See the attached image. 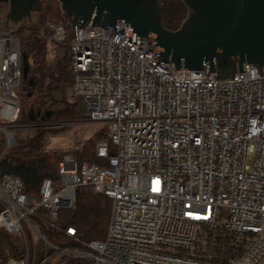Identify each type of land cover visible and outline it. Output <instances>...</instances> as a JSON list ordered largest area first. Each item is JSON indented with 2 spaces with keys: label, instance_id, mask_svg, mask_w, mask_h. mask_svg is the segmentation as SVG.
<instances>
[{
  "label": "built area",
  "instance_id": "2783aa9c",
  "mask_svg": "<svg viewBox=\"0 0 264 264\" xmlns=\"http://www.w3.org/2000/svg\"><path fill=\"white\" fill-rule=\"evenodd\" d=\"M68 24L69 36L49 22L40 35L68 46V99L104 123L95 155L105 163L63 154L33 187L0 173V264H264V62L261 74L244 61L233 78H216L153 61L156 40L137 48L126 21L123 33ZM12 33L0 19L3 151L23 125ZM79 187L111 200L101 239L61 216Z\"/></svg>",
  "mask_w": 264,
  "mask_h": 264
},
{
  "label": "water",
  "instance_id": "95a60500",
  "mask_svg": "<svg viewBox=\"0 0 264 264\" xmlns=\"http://www.w3.org/2000/svg\"><path fill=\"white\" fill-rule=\"evenodd\" d=\"M65 20L74 26L98 24L123 33L129 23L128 37L137 48L142 38L156 40L153 61H173L175 69L214 71L216 78H233L236 69L244 71V61L255 65L261 74L264 62V0H180L186 7L185 17L176 29L162 25L160 0H57ZM8 11L5 21L17 23L41 9V0H0ZM29 64L21 52L22 79L28 78ZM28 82L33 84L32 78ZM56 102L62 101L60 90H51ZM82 117H85L80 106ZM52 110L42 115L30 107L27 118H49ZM0 173L18 175L25 184L36 185L52 173L22 160L0 158ZM7 236V235H6Z\"/></svg>",
  "mask_w": 264,
  "mask_h": 264
},
{
  "label": "trees",
  "instance_id": "16d2710c",
  "mask_svg": "<svg viewBox=\"0 0 264 264\" xmlns=\"http://www.w3.org/2000/svg\"><path fill=\"white\" fill-rule=\"evenodd\" d=\"M56 3V0H41L40 13L44 15V19H46L45 17L53 18L54 15L57 16L59 9L58 6H55ZM160 3L162 25L168 29H176L185 17V5L180 0H160ZM12 34L19 39L20 50L25 53L29 64L28 77L32 78L33 81V84H30L26 80L21 81V83L26 85V92L22 93L21 97L23 102L27 103L29 101L30 107L39 110L41 115L50 106H58L55 115V119L57 120H76L82 117L78 102L66 99L56 102L51 94L52 89L60 90V88L62 89L67 86L70 88V56L68 46L66 44H55L59 47L55 52V59L48 60L49 42L40 35V27L22 25L13 31ZM21 118H25L22 121H28L25 105L20 108L18 121ZM39 119L37 118L36 120ZM46 119L48 118L44 120ZM46 133L48 134L46 130L35 132L20 144L16 145L15 143L16 146L14 145L12 148L14 151H12L11 156L22 160L24 163H29L43 156L58 160L63 154H70L78 163L83 161L88 163H105L95 155V143L107 139L105 129L85 140L80 148H75L73 152L61 151L58 156L55 154V151L51 154L45 150ZM110 205L111 200L107 196L93 193L90 187H79L76 190L74 206L70 209L62 210L61 214L65 223L74 225L85 238L101 239L105 234ZM93 231H96L97 234L102 232V237L88 238L87 236L91 235ZM71 264L87 263L76 262Z\"/></svg>",
  "mask_w": 264,
  "mask_h": 264
},
{
  "label": "rangeland",
  "instance_id": "374dc122",
  "mask_svg": "<svg viewBox=\"0 0 264 264\" xmlns=\"http://www.w3.org/2000/svg\"><path fill=\"white\" fill-rule=\"evenodd\" d=\"M56 2L57 3L55 6H58V9H59V13L57 14V16L54 15L53 18L45 17L46 19H44V15L41 14L40 11L32 12L29 18H24L17 23H14L8 20V27H11L13 31H15L22 25H27L31 27L37 26L41 28V26L46 22L64 23L66 24L67 36H69L71 34L70 25L68 24V20H65L63 17V12L60 10V7H59V2L57 0ZM7 11H8L7 4L0 3V19L1 20L5 21ZM55 44H59V43L49 42L48 53H47L48 60L55 59V52L59 48ZM60 45H63V44H60ZM28 78L26 79V81H28ZM52 90L57 91L59 89H52ZM60 90L62 93V101L65 99L69 100L68 99L69 87L67 86L62 89L60 88ZM17 92L20 97V100H22L21 98L22 93L26 92V85L24 83H21L20 88L17 89ZM21 102H20L21 108L22 106L24 107L25 105L26 110L28 111V109L30 108L29 101H27V103H24L22 100ZM57 109H58V106L56 105L50 106L48 110H52V114L46 120L39 119V120H34L32 123H30L31 121L29 119L28 121H22L25 118H21L18 121V123L23 124V125H20V127H18L17 130L15 131L16 145L26 140L28 136H32L35 132L46 130L48 131V134L46 133V140L44 144L45 150L51 154L53 151H55V154L58 156L59 152L61 151L73 152L75 148H80V146L82 145L83 142H85V140L91 138L97 132L104 131V129L106 130V127L103 122L89 121L85 117H80L79 119H76V120H66V121L57 120L55 119ZM13 147L14 145L11 148H9L7 151H3L4 142H3V137L0 132V156L1 157L3 155L11 156L12 151H14L12 150ZM56 155L55 157H57ZM42 158H44V165L47 166L46 168H44V170L47 171L48 169H53L55 167L57 159H54V158L52 159L49 157L45 158L44 156ZM102 235H103L102 232L97 234L96 231H93V233L87 237L88 238H97V237L99 238V237H102Z\"/></svg>",
  "mask_w": 264,
  "mask_h": 264
},
{
  "label": "crops",
  "instance_id": "0c3cea01",
  "mask_svg": "<svg viewBox=\"0 0 264 264\" xmlns=\"http://www.w3.org/2000/svg\"><path fill=\"white\" fill-rule=\"evenodd\" d=\"M8 157L13 159V161L16 159V158H14L12 156H8ZM0 158H2V157H0ZM35 162H42L44 164V158H41V159L39 158V159H37L35 161L29 162V163H25V164H32L33 165V163H35ZM28 186L33 187L34 185H28Z\"/></svg>",
  "mask_w": 264,
  "mask_h": 264
},
{
  "label": "flooded vegetation",
  "instance_id": "af4514ba",
  "mask_svg": "<svg viewBox=\"0 0 264 264\" xmlns=\"http://www.w3.org/2000/svg\"><path fill=\"white\" fill-rule=\"evenodd\" d=\"M23 80V79H22ZM0 245H4V242L3 241H0Z\"/></svg>",
  "mask_w": 264,
  "mask_h": 264
}]
</instances>
